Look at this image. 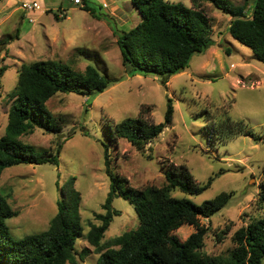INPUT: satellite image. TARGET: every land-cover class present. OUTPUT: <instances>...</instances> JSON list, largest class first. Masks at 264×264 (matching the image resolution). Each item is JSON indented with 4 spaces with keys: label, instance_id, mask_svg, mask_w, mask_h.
<instances>
[{
    "label": "rangeland",
    "instance_id": "374dc122",
    "mask_svg": "<svg viewBox=\"0 0 264 264\" xmlns=\"http://www.w3.org/2000/svg\"><path fill=\"white\" fill-rule=\"evenodd\" d=\"M22 1L0 0V38L9 41L0 43V65L7 66L0 76V135L11 103L8 93L24 62L61 59L81 70L92 64L115 82L100 92L55 93L46 106L59 119L60 132L35 127L20 136L36 150L56 152L59 148L58 163L21 162L2 170L0 193L17 211L6 220L10 235L18 238L45 229L57 209L64 182L81 194L79 209L85 233L88 219L96 221L94 212L104 210L102 203L110 188L107 166L138 187L162 185L170 164H185L198 183L209 175L214 178L200 193L174 188V195L199 203L223 190L230 193L224 206L210 217H200L201 223L208 225L203 249L215 254L232 248L234 230L262 211L256 199L264 181V139L238 134L227 141L210 142L203 130L204 112L226 106L231 117L264 134V62L227 31L231 16L210 1L199 0L198 5L210 17V36L215 43L195 52L184 70L164 82L156 74H131L122 62L113 30L127 29L141 19L130 0H39L30 10L22 7ZM170 1L192 5L191 0ZM230 1L241 4L244 0ZM40 2L45 7L41 8ZM84 2L92 12L82 7ZM101 12L107 18L92 14ZM168 97L174 107L172 121L143 150L124 137L117 142L109 137L107 124L136 115L141 105L149 106L145 115L150 121H162ZM111 205L119 212L113 215L104 239L138 224L134 206L126 198L115 195ZM226 225V236L218 239L216 232ZM194 230L192 224L185 223L173 233L183 240ZM85 248L88 252L81 258ZM75 251L81 264H96L98 253L84 237L76 240Z\"/></svg>",
    "mask_w": 264,
    "mask_h": 264
},
{
    "label": "trees",
    "instance_id": "16d2710c",
    "mask_svg": "<svg viewBox=\"0 0 264 264\" xmlns=\"http://www.w3.org/2000/svg\"><path fill=\"white\" fill-rule=\"evenodd\" d=\"M130 1L141 19L127 29L113 31L117 34L122 62L131 74H156L166 82L168 77L188 66L195 52H203L215 43L210 36V17L198 5L199 0H191L192 5L170 0ZM207 1L231 16L227 31L264 62V0H244L241 4L230 0ZM82 7L92 12L85 2ZM92 14L107 18L105 12ZM2 42L9 41L1 37ZM6 68L0 65V76ZM114 82L92 64H86L81 70L61 59L22 63L16 83L8 93L11 103L0 135V174L5 167L21 162L58 163L59 148L56 152L48 148L36 150L33 144L20 138L35 127L60 132L59 119L46 106L48 98L57 92H100ZM147 111L149 106L141 105L136 115L108 123L109 137L115 142L124 137L136 149L143 150L172 121V98H167L162 121H150L145 115ZM204 113L203 130L210 142L227 141L238 134L264 139L263 133L256 132L242 119L231 117L226 106H218L214 112L206 109ZM106 171L110 188L102 203L104 210L94 212L96 221L88 219L89 228L85 233L79 209L81 194L66 182L60 186L57 209L48 226L18 238L10 235L6 222L17 211L6 195L0 193V264H81L75 255L79 237L93 245L98 253L96 264H264V181L259 184L256 199L261 213L234 230L232 248L211 254L203 249L208 225L201 223L200 217H210L224 206L230 193L223 190L197 203L187 196L174 195L172 190L200 193L210 185L214 175L198 183L185 164H170L164 171L162 185L135 187L126 176L112 173L108 166ZM115 195L126 198L134 206L138 224L104 239L113 215L119 212L111 205ZM185 223L192 224L195 230L182 240L173 231ZM227 232L228 225L216 232V236L222 239ZM87 252V248L83 249L80 257Z\"/></svg>",
    "mask_w": 264,
    "mask_h": 264
},
{
    "label": "built area",
    "instance_id": "2783aa9c",
    "mask_svg": "<svg viewBox=\"0 0 264 264\" xmlns=\"http://www.w3.org/2000/svg\"><path fill=\"white\" fill-rule=\"evenodd\" d=\"M74 1L81 3V0H74ZM22 7L26 10L34 9L35 7H37V1L33 0L32 2H29V1L23 0L22 1Z\"/></svg>",
    "mask_w": 264,
    "mask_h": 264
},
{
    "label": "crops",
    "instance_id": "0c3cea01",
    "mask_svg": "<svg viewBox=\"0 0 264 264\" xmlns=\"http://www.w3.org/2000/svg\"><path fill=\"white\" fill-rule=\"evenodd\" d=\"M36 1H37V5H38V4H39V3H38V1H39V0H36ZM40 1H41V0H40ZM103 3H104V4H106L105 2H103ZM40 5H41V8H42V7H45V6L43 5V3H42V2H40ZM39 9H40V8H39ZM39 9L35 10L34 12H36V11L38 12V11H39Z\"/></svg>",
    "mask_w": 264,
    "mask_h": 264
},
{
    "label": "water",
    "instance_id": "95a60500",
    "mask_svg": "<svg viewBox=\"0 0 264 264\" xmlns=\"http://www.w3.org/2000/svg\"><path fill=\"white\" fill-rule=\"evenodd\" d=\"M76 126H73L71 129H70V131H73V129L75 128ZM61 135H63V133L61 134ZM59 139V138H58Z\"/></svg>",
    "mask_w": 264,
    "mask_h": 264
}]
</instances>
